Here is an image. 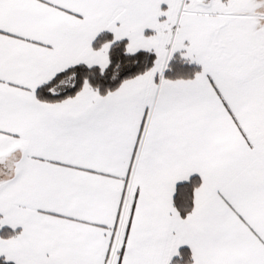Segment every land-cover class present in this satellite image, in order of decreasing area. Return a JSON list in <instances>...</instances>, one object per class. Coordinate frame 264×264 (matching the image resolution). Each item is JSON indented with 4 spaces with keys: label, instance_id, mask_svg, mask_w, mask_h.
Masks as SVG:
<instances>
[{
    "label": "snow or ice",
    "instance_id": "1",
    "mask_svg": "<svg viewBox=\"0 0 264 264\" xmlns=\"http://www.w3.org/2000/svg\"><path fill=\"white\" fill-rule=\"evenodd\" d=\"M0 264H264V0H0Z\"/></svg>",
    "mask_w": 264,
    "mask_h": 264
}]
</instances>
